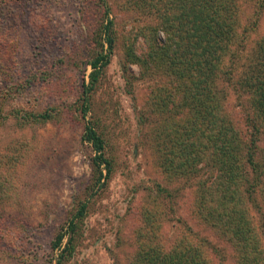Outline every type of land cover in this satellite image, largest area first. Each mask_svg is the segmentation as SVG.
Masks as SVG:
<instances>
[{
    "label": "rangeland",
    "instance_id": "obj_1",
    "mask_svg": "<svg viewBox=\"0 0 264 264\" xmlns=\"http://www.w3.org/2000/svg\"><path fill=\"white\" fill-rule=\"evenodd\" d=\"M108 1L117 43L88 118L108 141L114 171L104 191L90 195L94 153L82 139L85 120L79 99L89 80L92 38L102 12L96 0H0V264H58L59 250L52 248L57 232L87 199L76 249L63 264H132L142 242L143 210L152 207L155 230L162 221L166 247L191 233L206 240L215 264H236L233 246L194 214L198 178L169 183L159 167L151 124L141 122L142 116L156 125L164 122L149 107L158 83L142 79L136 65L128 72L123 68L127 44L145 50L140 34L143 27L157 26L155 9L140 7V0ZM240 3L241 29L247 30L241 59L248 62L264 34V0ZM226 92L231 119L249 138L255 120L249 98L230 86ZM17 111H49L54 117L21 127ZM259 146L264 149V131ZM14 155L20 160L18 169L10 162ZM158 185L172 194L162 203ZM252 212L264 240V206Z\"/></svg>",
    "mask_w": 264,
    "mask_h": 264
},
{
    "label": "trees",
    "instance_id": "obj_2",
    "mask_svg": "<svg viewBox=\"0 0 264 264\" xmlns=\"http://www.w3.org/2000/svg\"><path fill=\"white\" fill-rule=\"evenodd\" d=\"M96 4L102 15L92 38L95 51L88 62L89 80L83 82L79 99L85 120L82 139L94 153L90 195L103 192L114 171L108 141L88 118L92 97L117 43L109 1L96 0ZM126 4L131 10L132 4ZM139 5L155 9L158 24L142 28L143 52L132 42L127 44L123 68L128 72L129 66L136 65L142 79L158 83L151 91L149 107L151 115H162L164 122L156 125L143 116L141 122L151 124L149 136L159 167L169 183L198 178L194 214L233 246L236 264H264L263 234L252 212L253 207L264 206V149L259 146L264 131V34L250 61L242 62L247 30L241 29L240 0H140ZM229 86L249 98L255 119L249 138H244L227 109ZM14 117L25 127L46 123L54 113L17 111ZM10 162L12 168H19L15 155ZM12 176L9 171L7 178ZM157 190L159 203L172 195L168 187L158 185ZM88 208L89 199L78 203L57 232L52 248L59 250L58 264L74 253ZM151 210H143L142 242L132 264H215L206 240L195 234L185 233L166 247L162 221L155 230L152 219L157 214L154 207Z\"/></svg>",
    "mask_w": 264,
    "mask_h": 264
}]
</instances>
